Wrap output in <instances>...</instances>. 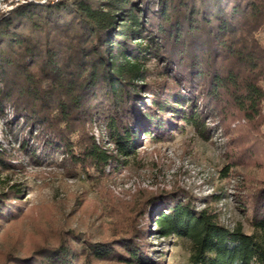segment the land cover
I'll return each mask as SVG.
<instances>
[{"label":"trees","instance_id":"trees-1","mask_svg":"<svg viewBox=\"0 0 264 264\" xmlns=\"http://www.w3.org/2000/svg\"><path fill=\"white\" fill-rule=\"evenodd\" d=\"M263 21L264 0L18 1L0 16V107L16 105L72 165L117 169L144 138L157 139L179 122L203 129L201 104L208 113L232 105L249 119L260 115L264 47L255 33ZM149 58L161 61L159 76L172 84L151 80ZM94 117L114 150L92 135L76 150V121ZM191 199L160 200L153 219L159 236L188 242L185 264H264V180L253 195L249 232L225 226L213 208H196ZM125 235L121 251L116 242L81 250L60 242L40 264L112 257L162 264L146 256L141 234Z\"/></svg>","mask_w":264,"mask_h":264},{"label":"rangeland","instance_id":"rangeland-1","mask_svg":"<svg viewBox=\"0 0 264 264\" xmlns=\"http://www.w3.org/2000/svg\"><path fill=\"white\" fill-rule=\"evenodd\" d=\"M18 1L26 0H2L0 16ZM255 36L264 47V21ZM146 62L151 80L172 84L159 76L160 60ZM15 106L7 100L0 107V264H40L42 253L60 242L77 250L116 242L121 251L117 242L125 234H141L147 257L185 264L188 242L159 236L153 222L160 200L172 195L191 197L199 209L210 206L229 228L241 224L251 231L253 195L264 180V101L252 119L232 105L208 113L201 104L203 129L179 122L180 128L157 139H142L126 164H108L103 172L72 165L64 152L45 144L49 134L42 126ZM72 133L76 150L90 135L114 150L97 117L76 121ZM153 194L166 195L148 201ZM91 264L129 263L112 257Z\"/></svg>","mask_w":264,"mask_h":264},{"label":"water","instance_id":"water-1","mask_svg":"<svg viewBox=\"0 0 264 264\" xmlns=\"http://www.w3.org/2000/svg\"><path fill=\"white\" fill-rule=\"evenodd\" d=\"M0 1H2V0H0Z\"/></svg>","mask_w":264,"mask_h":264}]
</instances>
